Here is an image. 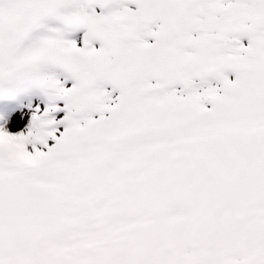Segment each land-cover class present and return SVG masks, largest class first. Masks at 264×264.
Masks as SVG:
<instances>
[{
    "label": "snow or ice",
    "instance_id": "obj_1",
    "mask_svg": "<svg viewBox=\"0 0 264 264\" xmlns=\"http://www.w3.org/2000/svg\"><path fill=\"white\" fill-rule=\"evenodd\" d=\"M0 264H264V0H0Z\"/></svg>",
    "mask_w": 264,
    "mask_h": 264
}]
</instances>
